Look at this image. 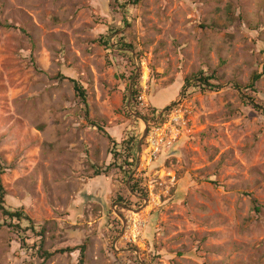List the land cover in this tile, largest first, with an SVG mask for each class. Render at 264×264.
I'll return each mask as SVG.
<instances>
[{"label": "rangeland", "instance_id": "obj_1", "mask_svg": "<svg viewBox=\"0 0 264 264\" xmlns=\"http://www.w3.org/2000/svg\"><path fill=\"white\" fill-rule=\"evenodd\" d=\"M201 72L212 89L193 86ZM252 103L264 109V0H0V180L5 208L30 219L17 234L0 207V264H79L81 247L84 264H264ZM153 123L172 146L147 164ZM133 138L125 172L113 153ZM39 248L75 250L44 262Z\"/></svg>", "mask_w": 264, "mask_h": 264}, {"label": "trees", "instance_id": "obj_2", "mask_svg": "<svg viewBox=\"0 0 264 264\" xmlns=\"http://www.w3.org/2000/svg\"><path fill=\"white\" fill-rule=\"evenodd\" d=\"M134 1V5H138L140 3L141 0H133ZM8 28H12L11 26H7ZM112 35H108L106 37V40L102 41V44L105 45L106 47H108L110 45L108 39L109 37H111ZM119 46L122 47V48H125V49H131L132 48V45L130 44H126V43H121L119 41ZM253 83H256L257 81L260 80V75H255L253 77ZM215 78L213 76L211 77H206L204 76V73L201 72L198 76H195V79H194V82L195 84L193 86H195V88H199L201 90H203L204 88H213L212 84H211V80H214ZM216 80V79H215ZM73 85H74V90L76 91L78 97L80 98L82 104L86 107V119L88 120L89 119V110H88V97H87V93L85 91V89L82 87V85L77 82L76 80H71ZM191 83V81H186V84H185V87L184 89ZM138 86V85H137ZM135 87L133 89V99H132V106L135 107V105L137 106V97H138V94H139V91H138V87ZM253 86V85H252ZM252 105L254 106V108L256 110H259V111H262L264 113V109H262L261 107L257 106L256 104L252 103ZM171 112V111H170ZM153 113V116H149V115H146L145 116V119L149 120L148 117L150 118V120H156V114L157 112L155 110L152 111ZM169 115V112L167 114V116H165V118L167 119ZM159 116V114H158ZM164 119L163 122L166 120ZM92 126H94L95 128H98L100 131H104V129L102 127H100L99 125H97L96 123H91ZM134 138L133 139H130L129 141L125 142L124 144V148H123V153L122 151H118L116 149V151L113 153V155L115 156V160H120L121 158H128V159H125V172L127 171H130V170H133V168H135V157L134 155L132 154V151H133V147H134ZM126 153V155H125ZM128 153V154H127ZM122 167V166H121ZM101 171L100 169H98L96 171L97 175L101 174ZM104 173V172H103ZM138 188L133 184L132 185V190L135 191L138 195L140 196H144L146 197L147 196V192L141 187L140 189ZM4 196H5V193H4V189H3V186H2V183H1V180H0V207L3 211V214L5 217H7L8 219L11 220V223H10V227L14 229V231H16L17 234H20L21 232V225L20 224H14V219H17L18 222L22 221V220H28L30 221L29 217L27 215H25V213H23L22 211H18V212H11L9 211L8 209L5 208L4 206ZM258 211V209H256ZM21 242H22V245L24 247H26V241L24 239V237L21 235ZM75 250V249H74ZM74 250H70V249H66V250H59V251H56L54 253H49L47 251L45 252H42V250L39 248L36 252H34L33 256H37V255H40L42 259H44V262L52 259L53 257H55L57 254H64L66 251H70V252H74ZM85 247H81V259L79 261V264H84V256H85ZM32 256V257H33ZM28 264H35V263H28ZM40 264H43V263H40Z\"/></svg>", "mask_w": 264, "mask_h": 264}, {"label": "built area", "instance_id": "obj_3", "mask_svg": "<svg viewBox=\"0 0 264 264\" xmlns=\"http://www.w3.org/2000/svg\"><path fill=\"white\" fill-rule=\"evenodd\" d=\"M144 79L145 77L142 79L138 87L139 94L137 97V104L140 109L149 107L148 103L146 102L148 86ZM183 115L184 114H182L181 110L177 109L175 111H171L168 115L167 120L169 126H167L166 129L170 127H176L184 123ZM164 128L157 123H153L150 125L148 135L146 137V144L143 151V160L145 163H154V161L158 159L159 155L164 149L170 148L172 146L170 134H168L167 130Z\"/></svg>", "mask_w": 264, "mask_h": 264}, {"label": "crops", "instance_id": "obj_4", "mask_svg": "<svg viewBox=\"0 0 264 264\" xmlns=\"http://www.w3.org/2000/svg\"><path fill=\"white\" fill-rule=\"evenodd\" d=\"M161 92H164V91H161ZM167 100H168V99H167ZM160 103H161V102H160ZM164 107H166V106H164ZM164 107H163V104H162V107H158V108H161V109H163Z\"/></svg>", "mask_w": 264, "mask_h": 264}, {"label": "clouds", "instance_id": "obj_5", "mask_svg": "<svg viewBox=\"0 0 264 264\" xmlns=\"http://www.w3.org/2000/svg\"><path fill=\"white\" fill-rule=\"evenodd\" d=\"M153 110H155V109H153Z\"/></svg>", "mask_w": 264, "mask_h": 264}]
</instances>
